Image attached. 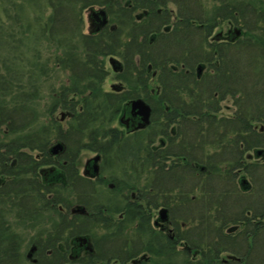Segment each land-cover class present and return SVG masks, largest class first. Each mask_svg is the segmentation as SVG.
Returning a JSON list of instances; mask_svg holds the SVG:
<instances>
[{"label":"trees","instance_id":"1","mask_svg":"<svg viewBox=\"0 0 264 264\" xmlns=\"http://www.w3.org/2000/svg\"><path fill=\"white\" fill-rule=\"evenodd\" d=\"M212 1L209 15L202 0H0V131L15 135L0 139V264H33L31 258L36 264H65L69 255L78 256V264H131L142 253L155 258L136 264H176L172 257L179 242L186 256L188 250L197 255L180 264H221L223 254L253 264L255 255L264 253V238L257 239L253 225L239 235L225 231L254 219L256 197L264 200V163L259 164L264 161V2ZM91 8L104 9L110 25L97 35L83 32V13ZM217 21L241 30L243 41L211 48ZM168 24L171 32L162 33ZM42 46L50 53L46 59L39 53ZM115 55L125 64L124 82L136 84L150 68L159 72L160 84L161 74L167 80L166 90L181 85V98L167 101L170 112L164 117L151 104L146 141L113 128L126 99L104 93L101 85L104 59ZM170 64L181 66L180 74L172 73ZM198 66L214 68L216 78L207 72L196 78ZM55 71L66 81L58 84ZM225 95L234 99L238 113L212 119L208 112ZM57 110L69 116L65 127L54 117ZM53 142L64 146L56 158L50 155ZM82 151L100 154L102 169L112 164L110 156L129 174L138 168L154 189L146 200L150 205L161 177V205L169 209L172 239L153 230L142 209L115 219L120 212L92 201L98 191L76 168ZM249 152L257 159H249ZM138 157L147 164L130 161ZM50 164L58 168L43 182L37 171ZM238 178L245 179L241 187ZM97 184L101 188L104 182ZM67 201L85 207L87 215L70 214ZM44 211L52 215L49 226L28 237L34 218ZM250 231L251 243L243 235ZM78 236L88 237L91 253L79 256ZM27 246L35 247L36 255L28 258Z\"/></svg>","mask_w":264,"mask_h":264},{"label":"flooded vegetation","instance_id":"2","mask_svg":"<svg viewBox=\"0 0 264 264\" xmlns=\"http://www.w3.org/2000/svg\"><path fill=\"white\" fill-rule=\"evenodd\" d=\"M97 9H101V8H97ZM89 10L90 9L85 11V12H88V15H89ZM164 11L165 10L162 8H161V13L159 11V13L161 14V19L165 18V13H163ZM170 11H174V10H170ZM88 15L86 18L87 22H88V32L86 34L97 35L100 33V31H103L106 28H108V26H110L108 23V18H107V24L104 27H102L98 32H94L96 26L98 25V21H95L93 19H92L93 20L92 22L89 21ZM134 17L137 19V15H135ZM168 17L171 20H174L176 15L173 12H171L170 15H168ZM165 27H167V28H165ZM228 27L230 28V25H228ZM171 28H172V24H168V25L163 26L161 28V32L165 33V34H169L171 32ZM234 30H236V28ZM233 31L231 29H228L225 33H222V32L215 33L214 29H213L212 34L209 37V44H210L211 48L214 49V46H213L214 44H217V45L218 44H227V45L233 44L234 45L236 43H239L240 39H242V37H243V33L241 32L240 36L234 38V32ZM214 56H215V54L213 52V57ZM106 58H107L108 64L110 65V71L105 69V73H106L105 78L108 76V73L113 72L115 75H117V78L120 81H115L118 84H115V82L109 84V87H108L109 91H103V92L108 93V94L119 95L120 98L126 99L125 102L121 105L118 117L116 119L118 125L116 127L113 126V128H115L118 132L122 133L124 136H130V135L134 134V135L141 137L143 141L144 140L146 141L148 139L147 131H148L149 126L151 125V119H152L151 117H152V113H153V109L151 107V104H152V106L155 107V109H156L155 112L157 114H161V118L164 117L165 113L167 114L170 112L169 106L167 105V101L179 100L181 98V87H180L181 85L175 86L176 88H174L173 90L170 88L168 90H166V88H167V84H166L167 82L166 81L167 80L165 81V78L164 77L162 78V74H161V84H160L159 80H158L159 72L158 71H152V70H150V68H147L145 71L146 77L144 79L141 80V79L137 78L135 80L136 84H134L132 79H130L131 82L135 85V89L132 88L130 91L128 89L126 90L125 86L122 83L123 80L120 78L121 76H123L124 69H125L124 68L125 64L122 62V60H119V59H121V57L115 55V56H110V57H106ZM111 58H113L116 61V64L114 65V67L111 66V64H110ZM211 65H214L217 67V66H219V63L213 61V63ZM168 68H170L172 73H175V74H177V73L180 74V71L182 69L181 66L178 68L176 66L174 67V65H172V64L168 65ZM202 68H203L202 72L199 74V76L207 72V73L211 74V78H216L214 68H208V70H207V66H205V67L202 66ZM194 69L195 70H194L193 74L197 78V77H199L197 75V67H195ZM151 82L156 83L154 88L149 87V84ZM165 85H166V87H165ZM165 91H166V93H165ZM125 97H127V98H125ZM214 97L216 99H218V94H214ZM135 100L143 101L151 109L150 118H149V121H150L149 125L145 126L144 128H139V125L142 124L141 117L137 114V111H133L132 107H131V102H134ZM178 112H180V111L178 110L176 112V114H178ZM237 113H238V109L236 107L234 99L229 95H225V96H222V100L219 103H216L215 107L208 112V115L211 116L212 119L224 118V119L228 120L230 118L235 117V115ZM142 132H144V133L140 135L139 133H142ZM160 138H158L157 144L159 143V141H161ZM142 144L143 145L144 144L149 145V143H145V142H143ZM160 144L163 147L164 143L160 142ZM143 145L140 147V149H142L143 147H146ZM153 145L154 146H152V147H150V146H148V147L152 148L153 152H155L156 150L154 148L156 147V145L155 144H153ZM144 151L145 150L142 149L141 151H138L137 154L140 156L141 154L144 153ZM158 151H161V147L158 148ZM50 155H52V154H50ZM58 155H52V156L56 158V157H58ZM96 155H98V157H99V159L95 162L96 165L98 166V174L94 175L92 173V166H93L92 159L86 161L85 165L83 166L82 173H80L79 168L76 165V168L78 170V175L83 179L89 180L90 184H92L93 186H97V183L99 181H104L103 179H105L104 177H103V179L101 178V172L103 170L101 167L102 157L98 153H96ZM258 155H259L258 158H261L262 153H260ZM40 156L41 155L39 153H37L35 155V160L39 159ZM247 157L251 160L257 159L255 152H249L247 154ZM138 158L139 159H136V160L130 159V161L137 162V163L143 162L145 165L147 164L148 160L146 158H144V159H143V157L142 158L138 157ZM57 168H58L57 165L52 166V164H50L48 166H41V167H39V169L37 171V175L39 176V178L42 177V179H44L43 182H47L49 179L48 177L51 174H53L55 172L54 169H57ZM56 181L59 182L60 179H57ZM242 182L245 184V179H240V178L237 179V184L240 187L242 186ZM51 183H53L52 179H51L50 184ZM158 184L160 187L158 190V194L156 196H153L154 200H156V201L152 202L151 205L148 204V202L146 200L147 199L149 200V197H151L152 195H155V194L152 193L154 189L153 188L151 189L148 186L149 182L147 180L143 181V183L139 187L138 185H133V184L129 185L127 183H123L121 179H118V180L113 179L109 183L106 184V187L108 188L107 191H111L112 194L115 196L114 202H116V204H115V208L113 210L120 212L115 219H122V217L124 216V214L127 211L128 212H134V211H137L138 209H142L143 211H146L149 214L151 228L153 230L159 232L160 234L162 232L163 234L168 235L172 239V237L175 235V230H174V226L170 220L169 209L167 207H164L161 205V177H160ZM100 185H105V183L100 184ZM256 202L258 203V206H259V212H258V215L254 219L250 218L251 214H250V212H248V213H246L245 216L248 219L250 218V222H246L244 220L238 221L237 224L231 225L230 227H227L225 229V231L227 233L231 232V234L237 233L239 235L240 233H242L245 226L247 224H249V225H253V229H252L253 232H255L256 234L258 233L257 239L259 238V240L260 239L262 240V238H264L263 234H261V228L264 227V200L262 201L261 195H258L256 197ZM77 206H80V205H77ZM81 207H83V206H81ZM83 208H85V207H83ZM70 209H69V213L71 214ZM161 209L167 210V221L166 222H162L160 219L159 212L161 211ZM59 210H62V208L59 207ZM136 224L134 226H136ZM243 235L246 236L247 240L250 243L252 242V240H253L252 235L253 234L251 231L245 232ZM177 246L179 248L182 247V249H181L182 251H185V249H186V248H183V244L181 242H179L177 244ZM84 247L78 246L79 256H82L87 252H89V253L92 252V251L90 252V251L85 250ZM70 250L71 249L69 248V252H70ZM35 253H36V248H35L34 252L32 253L31 257L36 255ZM187 253H188V255H191V257H193V258L197 257L196 253H193L191 250H188ZM258 254L255 255V260H256L257 264H261L262 262L264 263V253L262 256L258 255ZM77 257L78 256H76V255L75 256L69 255V257H68L69 261H67V263H65V264H78L76 262ZM232 257H233L232 255L226 254L225 258L221 257L220 263L221 264H231V263L232 264H246L244 258L238 259L236 257H233V258ZM150 258H151L150 254L142 253L139 256H137L136 259H133L132 261L150 260ZM31 261L33 264L37 263L36 258H31Z\"/></svg>","mask_w":264,"mask_h":264},{"label":"rangeland","instance_id":"3","mask_svg":"<svg viewBox=\"0 0 264 264\" xmlns=\"http://www.w3.org/2000/svg\"><path fill=\"white\" fill-rule=\"evenodd\" d=\"M257 1H261V2H264V0H257ZM202 4H203V8L204 10L207 11V14L209 15H212V12H213V5H214V1L212 0H202ZM174 6L169 4L168 6V10H174ZM96 9V8H95ZM87 15H88V12H85L83 13V22H84V27H83V32L84 33H87L88 32V22H87ZM212 17V16H211ZM216 25L217 27L213 28L214 29V32L217 33V32H222V33H225L228 29H231L232 31L236 28L235 26H233L232 24H229L227 23V21H217L216 22ZM228 25H230V28L228 27ZM237 29V28H236ZM234 32V31H233ZM244 38L241 39V41H243ZM243 43V42H242ZM244 44V43H243ZM39 53L41 54V57L43 59H46L47 57L50 56V53L48 52V50H46V47L45 46H42V50L39 51ZM119 59V58H118ZM121 60V59H119ZM104 63H105V69L110 71V65L108 64L107 62V58L104 59ZM112 72V71H111ZM258 72V71H257ZM53 76H57L56 80H57V83L58 84H61L63 82H65V75L62 74V73H59V71H55V73L52 74ZM53 78V77H52ZM130 79H127L125 82L121 81L123 83V85L125 86L126 90L128 89L129 91L134 88L135 89V85L129 81ZM51 81H54V80H51ZM115 81H120L118 80L117 78V75H115L113 72L112 73H108V76L105 78V80L103 81L102 85H101V90L102 91H109V84L115 82ZM115 84H118L115 82ZM122 85V86H123ZM156 85V83H150L149 84V87L150 88H154V86ZM49 104L50 101H47ZM46 103V101H41L40 104L41 105H44ZM54 117L58 120V121H61L60 117H61V110H57L54 114ZM68 122V117H65V119L60 122L62 124L63 127H65L66 123ZM118 125L117 121H115L113 123V126L116 127ZM4 129V128H2ZM7 135V134H6ZM15 135L14 134H10L8 136H4L3 133L0 131V139L1 140H5V141H8L9 139L13 138ZM157 140L158 138L155 139L156 143H157ZM56 144V142H53L52 143V146H54ZM31 154L35 157V155L37 154V152H31ZM97 155L95 152H89V151H82L79 155V158L77 160V167L79 168V171L80 173H82V170H83V166L85 165L86 161L90 160V159H93L95 158ZM110 159H111V162L112 164L110 165V163H106L104 165V168L101 172V178L103 179V177L105 179H103L105 185H102L101 188L99 187V185L97 184V186H93V188H96L98 193L97 195L95 196V199H93L92 201H98V204H102L104 206H109V208L111 210H113L115 208V204L116 202L115 201V196L111 193H108V188L106 187V184L109 183L111 180L113 179H121L123 183H127L129 185H138L139 187L141 186V184L143 183V181L147 180L148 176L144 175V174H139L137 171H139L138 168H135V170H133L131 174H129L127 171H130L128 170L127 166L126 165H123V164H120L116 158H114L113 156H110ZM10 163H13L12 160L10 161ZM264 163V161L262 160H259V164H262ZM126 171V172H125ZM2 177L0 176V179ZM197 191L193 194V195H197ZM64 197H66V193H64L63 195ZM195 197V196H193ZM70 205V208L71 206L74 204V203H70V201H67ZM74 206V205H73ZM50 213L49 212H41V213H38V217L37 219L35 220L34 218V221H33V226H34V230L33 232H31L29 234L28 237H31V236H35L37 232H39V230H41L43 227H48L49 226V219H50ZM118 215H114V218H116ZM52 217V215H51ZM194 221V220H193ZM192 221V223H193ZM27 227L28 224H26ZM23 226L20 227V229H22ZM88 239V237H87ZM89 243H91L90 240H88ZM28 241L25 242V245H27ZM24 252L25 253H29L30 249L32 248L31 246H27V247H24ZM181 248H179L178 246L176 247V255L172 257V260L176 263V264H180L186 257L187 258H192L193 260V257H191V255L186 256L184 254V252L181 250ZM29 250V251H28ZM259 254L258 255H263V252H258ZM222 258H225V254H223L221 256ZM152 259H154L155 257L151 256ZM195 258V257H194ZM254 258V256L252 257ZM156 259L158 260H161V256L160 257H157ZM198 259V258H197ZM196 260V259H194ZM256 260L253 259V264H256Z\"/></svg>","mask_w":264,"mask_h":264},{"label":"water","instance_id":"4","mask_svg":"<svg viewBox=\"0 0 264 264\" xmlns=\"http://www.w3.org/2000/svg\"><path fill=\"white\" fill-rule=\"evenodd\" d=\"M88 19L89 21H98V25L96 26L94 32H98L102 27H104L107 24V15L106 12L103 9H99V10H94L93 8H91L89 10V15H88ZM93 19V20H92ZM240 31L239 30H234V38L238 37L240 35ZM110 64L111 66L114 67V65L116 64V61L111 58L110 59ZM202 67L198 66L197 67V75L199 76V74L202 72ZM131 107L133 111H137V114L141 117V121L142 124L139 125V128H144L145 126L149 125V118H150V113H151V109L150 107L145 104L143 101L141 100H135L134 102H131ZM67 115L65 113H61V120H64L65 117ZM64 149V146L62 145V143H56L54 146L51 147L50 152L52 155H58L60 152H62ZM262 153L261 151L258 152V154ZM99 159L98 156H96L95 158L92 159L93 162V166H92V173L94 175L98 174V166L96 165V161ZM71 214H78V215H86V210L85 208L81 207V206H75L71 209ZM160 215V219L162 222H166L167 221V210L166 209H161V211L159 212ZM74 242L79 246V247H84L85 250L87 251H92L91 245L88 242L86 237H82V236H78L74 239ZM35 247H32L28 253V257L30 258L32 253L34 252ZM139 260H135L132 261L131 264H136L138 263Z\"/></svg>","mask_w":264,"mask_h":264}]
</instances>
